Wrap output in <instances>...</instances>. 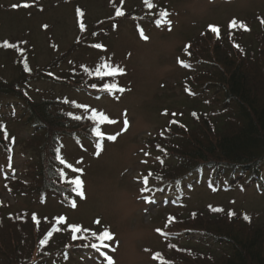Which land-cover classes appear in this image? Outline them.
I'll return each instance as SVG.
<instances>
[{"label": "rangeland", "instance_id": "rangeland-1", "mask_svg": "<svg viewBox=\"0 0 264 264\" xmlns=\"http://www.w3.org/2000/svg\"><path fill=\"white\" fill-rule=\"evenodd\" d=\"M149 2L153 4L152 9L147 7L145 0H0V39L25 41L24 58L33 70H40L57 60L59 64L53 69L59 73L60 70L67 72L73 63L91 61L97 55L91 50V43L104 45L106 60L125 70V74L108 82H116L126 90L123 93L106 92L101 99H94L87 91L71 90L47 80L33 83L38 90L88 105L85 112L103 111L116 121L100 125L105 137L119 135L114 142L105 138L99 155H96L98 138L91 132L93 126L85 129L80 141L69 138L64 142L61 156L73 168L82 169V173L71 169L69 176L81 175L83 181L85 199L76 209H67L58 198L40 204L28 194L14 195L9 191V187L19 184L16 180L25 171L27 159L22 153L30 156L33 152L31 144L22 136L21 127L12 126V132L17 136L13 153L0 150V216L21 210H35L41 215H64L68 223L82 227V236L92 240L95 239L91 237V231L99 233L108 228L114 239L106 241L109 247L103 250L110 254L113 264H167L159 256H173L168 244L176 239L164 234L174 230L169 229V232L167 229L170 212L183 216L208 204H221L245 209L254 217L264 218V190L259 192L254 186L222 192L197 188L180 207L174 196L158 198L154 204L146 203L144 199L156 192L168 191V188L163 191L155 188L157 177L153 175L162 174L161 168L168 160L164 147L170 144L169 138L174 137V133L187 125L192 128L198 120L194 112L197 99H201L194 98L195 87L185 80L189 65L188 55L183 51L185 45L206 25L225 27L233 19L245 21L252 29L247 40L264 39V29L258 20L264 16V0ZM24 3L30 6H22ZM118 9L123 14L137 13V17L121 18L112 23ZM165 11L171 25L163 23L155 27L156 23L149 17ZM79 18H83L82 23ZM139 20H144L142 26L144 35L149 37L147 41L141 38ZM79 39L84 45L78 43ZM18 58V54L0 50V80L10 81L19 76L20 69L15 62ZM206 102L203 106L207 107L203 109L208 110L210 106ZM165 110L167 114H163ZM125 119L128 128L122 131ZM8 166L14 168V174L9 172ZM146 176L147 186L144 184ZM12 177L16 180L6 182ZM145 187L148 190L141 193ZM85 228L90 231L85 232ZM68 264L108 262L103 256L85 250L74 253Z\"/></svg>", "mask_w": 264, "mask_h": 264}, {"label": "trees", "instance_id": "trees-1", "mask_svg": "<svg viewBox=\"0 0 264 264\" xmlns=\"http://www.w3.org/2000/svg\"><path fill=\"white\" fill-rule=\"evenodd\" d=\"M136 17L137 13L126 12L114 17L112 23ZM83 18H79V22L82 23ZM149 18H153L150 20L154 23L160 19L159 13ZM258 20L264 29L261 23L264 16ZM142 21L138 23L140 29H143ZM230 22L225 27L206 25L185 45L183 51L188 55L189 64L185 80L194 85V98L201 99H197L194 112L198 120L192 128L187 125L174 133V137L169 138L170 144L164 147L168 160L161 168L162 174L153 175L157 177L155 188L158 191L168 188V191L149 195L154 201L174 196L180 207L190 193L202 187L218 192L252 186L259 192L264 190V39L247 40L246 36L252 31L248 24L242 21L247 26L246 31L238 26L230 28ZM210 26H216L218 34L211 32ZM5 41L16 47H4ZM78 43L84 45L80 39ZM89 45L97 54L95 59L72 62L67 72L60 70L59 73L53 69L59 64L57 60L40 70H33L27 64L26 70L25 41L0 39V50L19 55V61L15 62L20 69L17 78L0 80V125L7 132L5 139V131L0 130V150L13 153L17 144V136L12 132L14 125L22 128V136L33 151L30 156L22 153L27 159L22 163L26 166L22 177L6 180L19 183L9 187L14 195L28 194L40 204L58 198L67 209H76L83 200L66 191L69 185L60 181L57 169L63 168L69 179L72 170L56 160L55 149L59 148L61 155L66 139L80 141L85 129L94 126L87 119L91 113L74 107L73 101L80 104L76 100L38 90L33 83L47 80L71 90L87 91L94 99L103 98L107 92L103 84L122 75L96 76L95 67L109 62L104 50L93 47V43ZM93 83L97 84L96 88L91 87ZM204 101L210 109H203L207 107L203 106ZM69 112L82 119L69 118ZM8 170L14 174L13 167L8 166ZM73 198L76 207L71 206ZM229 212L233 215L229 216ZM33 214H36L35 219ZM177 215L170 212L167 219L168 231L174 229L168 236L176 239L168 244L173 256H159L167 264H264V218L221 204H208L189 214ZM57 217L41 215L35 210L0 216V264H68L74 253L85 250L107 260L110 254L104 247H91L99 243L97 240L82 236L81 230L75 233L78 238L73 240L67 218L66 222H58ZM53 229L56 230L41 245L40 240Z\"/></svg>", "mask_w": 264, "mask_h": 264}, {"label": "snow or ice", "instance_id": "snow-or-ice-1", "mask_svg": "<svg viewBox=\"0 0 264 264\" xmlns=\"http://www.w3.org/2000/svg\"><path fill=\"white\" fill-rule=\"evenodd\" d=\"M145 4H147V7L149 9L153 8V4L150 3L149 0H145ZM22 6L29 7L30 5L28 3H24ZM13 7H19V6L13 5ZM77 13H78V15H80L79 9H77ZM121 15H123V12L118 9L116 11V16H121ZM167 16H168V13L166 11L163 14L159 13L160 19L155 21L157 26H160L162 23H167V24L171 25V21L166 20ZM261 23H264V20H262ZM237 26L239 28H243L246 31L248 30L247 26L242 21L237 22L235 19H233L230 22V28H236ZM44 27L46 28L47 25H45ZM80 27H81V30L83 31L84 25L81 24ZM210 29H211V32L218 34V28L216 26H210ZM169 30H171V28H169ZM139 32H140L141 38L143 40L147 41L149 39L148 36L144 35L142 28L139 29ZM93 35H97V34L93 33ZM217 38H219V35H217ZM236 46L239 47L238 45H236ZM4 47H16V45L9 44L7 41H5ZM93 47H96V48H99V49L106 51V47L102 44H95V45H93ZM189 47H190V45H189ZM102 68L105 70L102 71ZM25 69L28 70V66H27L26 62H25ZM94 71H95V75L98 77H102V76L115 77L117 75L125 74V70L122 67L112 66L111 63L101 64V65L95 67ZM49 75H53V74L49 73ZM91 87L96 88L97 84L93 83L91 85ZM103 89L106 90L109 94L114 93V92L123 93L126 90L123 87H120L118 85V83H104ZM63 102L68 103L67 100H64ZM72 103H73V106L77 107V108H81V109H87L88 108V105H85V104H76L74 101ZM163 114H167V110H165V112ZM67 116L69 118L75 119L77 121L82 119V117L80 115H76L73 112L67 113ZM87 119L94 123V126L91 128V132L94 135V137L98 138L97 143H96V148L98 151L96 152V155H99L100 152L103 150L102 145H103L105 138L109 141L114 142L117 139V135H119V134L109 135V136L105 137V134L102 132L100 125L105 124V123H115L116 121L111 120L110 117L108 115H106L103 111L97 112L95 109H92L91 114H90V116L87 117ZM124 125L125 126H124V129L122 131H127V128H128V120L127 119L124 120ZM0 130L5 131V139H7V132H6V129H4L3 125H0ZM162 135H163V133H162ZM157 148L159 149L160 146L157 145ZM55 152H56V160L60 164H62V165L66 164V167L69 169H72L74 172L82 173V169L73 168L72 164L66 163V161L63 159V157L60 155V149L59 148L55 149ZM56 171L58 172L60 181L62 183H67L69 185V188L66 191H70V192L74 193L76 197H79L81 199L85 198V193L83 190V181L81 179V175H76L74 178L69 179V178H67V174L63 168H59ZM150 175H151V173H150ZM144 184H145V186H147V184H148V177L147 176L144 177ZM147 190H148L147 187H145V188H142L140 191H141V193H144ZM159 191H163V189H159ZM144 199H145L146 203H153V204L155 203L154 200L150 199L147 196L144 197ZM71 206L76 207L75 198L72 199ZM145 211H147V209ZM217 211H220V209H217ZM231 215H233V213L229 212V216H231ZM35 218H36V214H33V219H35ZM244 218L246 220L248 219L247 216H245ZM56 219L58 222H66V217L64 215H60ZM95 222L97 224L100 223L99 219H97ZM68 228L73 233L72 239L76 240L78 237L75 235V233H77L81 230V226L79 224H68ZM55 230L56 229L50 230L47 233V235L45 236V238L40 240V244L43 245L45 243V241L48 239V237L52 235V231H55ZM84 231L89 232L90 230L85 228ZM157 231H161V230L157 229ZM164 234L165 235H171L170 233H164ZM91 237L99 242L98 244L93 243L91 245V247L93 249H97L99 247L108 248L109 245L106 243V241H112L114 239V234L108 228H105L103 231H100L99 233H97L96 231H91ZM80 238L83 239L84 237H80ZM117 243H118V241H117ZM107 262H108V264H113L112 258L110 256L107 257Z\"/></svg>", "mask_w": 264, "mask_h": 264}]
</instances>
